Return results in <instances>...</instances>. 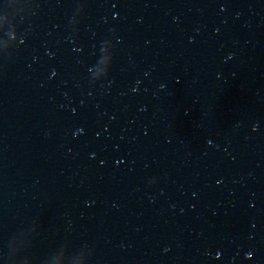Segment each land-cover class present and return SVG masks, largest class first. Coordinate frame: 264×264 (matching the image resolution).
<instances>
[{
    "label": "water",
    "instance_id": "water-1",
    "mask_svg": "<svg viewBox=\"0 0 264 264\" xmlns=\"http://www.w3.org/2000/svg\"><path fill=\"white\" fill-rule=\"evenodd\" d=\"M0 264H264V0H0Z\"/></svg>",
    "mask_w": 264,
    "mask_h": 264
}]
</instances>
